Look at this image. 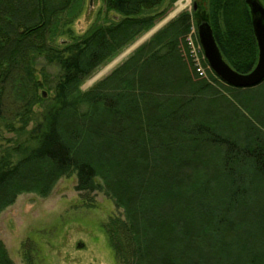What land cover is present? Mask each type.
<instances>
[{"label":"trees","instance_id":"1","mask_svg":"<svg viewBox=\"0 0 264 264\" xmlns=\"http://www.w3.org/2000/svg\"><path fill=\"white\" fill-rule=\"evenodd\" d=\"M70 1L0 0V125L7 132L26 136L23 142L8 140L11 145L0 150V212L20 194L46 197L58 179L74 176V190L81 196L102 193L122 209L123 220L110 221L105 228L107 240L121 264H264V121L252 118L232 129L222 128L219 116L194 123L185 135L211 150L212 154L202 159L211 163L207 172L198 179H185L184 186L176 188V194L159 193L158 186L162 190L170 185L164 186L160 180L146 187L148 174L145 178L141 175L143 166L139 164L147 155L155 160L167 154H134L129 165L135 169L130 176L136 178L119 186L128 189L131 196L124 201L114 196L109 188L113 185L108 158L93 152L92 141L120 137L123 130L117 134L97 133L90 126V110H98L101 119L125 121L130 116L124 114L126 104L121 94L109 93L106 87L83 94L78 92V86L152 25L159 15L144 12L162 0H103L105 10L113 14L112 19L60 50L52 43L58 18ZM244 3L213 0L210 13L204 17L194 3L191 15H180L172 25L134 50L130 58L138 57L136 61L141 65L180 61L178 65L183 70L182 78L175 80L168 75L162 83L169 89L170 99L158 102L152 89L139 92L138 98L153 99L156 106L168 107L171 100H177L178 93L171 91L173 88L184 93L189 91L188 85L197 84L195 93L209 91L207 82L191 79L189 64L180 55V37L187 33L191 23L195 25L199 20L211 27L228 67L240 74L250 72L257 48L251 14ZM38 58L55 65L59 76L51 86L48 106L39 121L26 131L31 122L30 108L37 100L33 67ZM210 78L215 81V77ZM228 88L237 95L242 91ZM252 90L244 94L250 96ZM261 94L264 99V89ZM186 106L178 104L166 118L177 121L179 110ZM68 113L79 119L74 120L71 129L61 127L63 116ZM154 134L153 141L166 148L169 142L161 143L165 140L159 133ZM162 177L168 179L169 174ZM1 244L0 264H13Z\"/></svg>","mask_w":264,"mask_h":264},{"label":"rangeland","instance_id":"2","mask_svg":"<svg viewBox=\"0 0 264 264\" xmlns=\"http://www.w3.org/2000/svg\"><path fill=\"white\" fill-rule=\"evenodd\" d=\"M70 2L68 8L58 18V30L52 43L54 48H60V50L65 44L82 38L93 27L111 20L113 16L111 12L105 10L103 0H72ZM179 3L182 9L174 14ZM194 3L199 6V12L204 17L210 13L213 0H162L158 6L144 12L151 16L153 14L159 16L154 17L156 19L146 31L136 36L117 55L103 62L78 86V92L83 94L92 89L106 87L107 92H116L123 96L126 104L124 114L130 116L125 121L104 117L101 119L99 115L101 113L98 110H90L92 117L90 126L97 130V133L108 131L117 134L123 130L121 134H118L120 137L114 136L116 139L110 137L101 142L92 141L95 146L93 152L108 158L110 164L108 167L112 169L109 180L113 187L109 188L112 189L114 196L117 195L123 201L129 200L131 192L119 186L129 184L132 178H136V176H130L135 169H132L133 165H129L134 154H167L161 155L163 157H155V160L147 155V159L145 158L139 164L143 166L140 173L144 175V178L148 174L145 178L147 179L146 187L161 180L164 186H170L165 187L166 190H161L158 186L159 193L170 191V195L176 194V188L184 186L185 179L192 177L198 179V176L211 167V163L202 162L205 156L212 154L211 150L204 144L192 142L191 137L185 135V131L194 123L219 116L217 120L222 128L232 129L242 126L243 121H252V118L264 121V99L261 94L264 85H261L262 83L253 88L242 89L237 95L235 92L228 91L230 86L221 82L207 68L197 41L195 27L204 20L194 22L195 25L191 23L187 33L180 37L182 38L180 55L189 64L191 79L207 82L210 86L208 92L195 93L198 89L197 84L188 85L189 91L184 93L173 88L171 91L178 93L177 100H171L168 107H161L160 103L171 97L167 95L169 89H166L162 83L168 79V75L175 80L178 77L182 78L183 70L179 66L181 62L165 60L163 64L156 62L141 65L136 61L138 57L130 58L134 50L172 25L180 15H191ZM257 3L264 7V0H257ZM33 68L38 85L35 89L37 100L30 108L31 122L25 128L26 131L39 121L40 114L49 104L51 86L59 76V69L41 58L37 59ZM117 69H122V72L117 74ZM197 69L200 71L198 72ZM102 71L104 72L98 76ZM209 75L212 78L215 77V81ZM91 80L93 81L90 82ZM216 80L222 84H218ZM120 81L123 84L119 83ZM102 82L104 84H100ZM148 89L154 90L153 95H156L160 105L156 106L151 97H149L151 100H145L140 96L138 98L139 92H146ZM250 89H253L252 95H245L244 93ZM178 104H187L185 108L179 110L180 118H177V121H172L170 117L166 118ZM83 110L84 107H82ZM63 117L61 127L71 129V126L75 125L76 116L68 113ZM14 122V126H18L16 120ZM154 133H159L165 140L161 143L169 142L166 148L157 144L156 140L153 141L151 134ZM148 134L151 137H147ZM25 138V135L17 136L3 130L0 125V150L11 145L7 142L8 140L23 142ZM161 149L164 150L161 151ZM167 174L169 178L163 179L162 176ZM74 187V176L62 177L56 181L46 197H39L33 193L20 194L10 206L0 212V242L13 264H121L107 240L105 228L110 221L117 218L123 220L122 209L115 207L113 201L102 193H92L84 197L76 192ZM163 207L165 208L166 204Z\"/></svg>","mask_w":264,"mask_h":264},{"label":"water","instance_id":"3","mask_svg":"<svg viewBox=\"0 0 264 264\" xmlns=\"http://www.w3.org/2000/svg\"><path fill=\"white\" fill-rule=\"evenodd\" d=\"M251 14V29L257 48V59L253 69L240 74L228 67L221 57L216 45L211 27L205 21L197 24L196 34L203 58L206 60L207 68L219 78V80L231 88L248 89L253 88L264 81V8L257 0H244ZM193 4V10L195 9Z\"/></svg>","mask_w":264,"mask_h":264},{"label":"bare ground","instance_id":"4","mask_svg":"<svg viewBox=\"0 0 264 264\" xmlns=\"http://www.w3.org/2000/svg\"><path fill=\"white\" fill-rule=\"evenodd\" d=\"M182 5L179 3L176 7H177V9L175 10V12H174V14L175 13H177L180 9H182V7H181ZM173 15V14H172ZM105 71V70H104ZM104 71H102V72H100L99 74H98V76H100ZM97 76V77H98ZM96 78V77H95ZM94 80V79H93ZM93 80H91L90 82H92ZM261 84V83H260Z\"/></svg>","mask_w":264,"mask_h":264},{"label":"built area","instance_id":"5","mask_svg":"<svg viewBox=\"0 0 264 264\" xmlns=\"http://www.w3.org/2000/svg\"><path fill=\"white\" fill-rule=\"evenodd\" d=\"M197 71L199 72V71H200V69H197Z\"/></svg>","mask_w":264,"mask_h":264},{"label":"flooded vegetation","instance_id":"6","mask_svg":"<svg viewBox=\"0 0 264 264\" xmlns=\"http://www.w3.org/2000/svg\"><path fill=\"white\" fill-rule=\"evenodd\" d=\"M264 8V7H263Z\"/></svg>","mask_w":264,"mask_h":264}]
</instances>
